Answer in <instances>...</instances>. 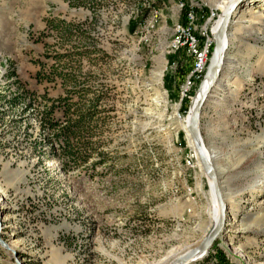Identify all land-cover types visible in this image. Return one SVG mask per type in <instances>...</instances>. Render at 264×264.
Instances as JSON below:
<instances>
[{
    "label": "rangeland",
    "instance_id": "374dc122",
    "mask_svg": "<svg viewBox=\"0 0 264 264\" xmlns=\"http://www.w3.org/2000/svg\"><path fill=\"white\" fill-rule=\"evenodd\" d=\"M223 1L199 0L212 32ZM173 3L0 0V264L169 263L210 230L213 187L186 163L197 91L164 93L185 72ZM245 6L200 122L226 222L193 264H264V5Z\"/></svg>",
    "mask_w": 264,
    "mask_h": 264
},
{
    "label": "built area",
    "instance_id": "2783aa9c",
    "mask_svg": "<svg viewBox=\"0 0 264 264\" xmlns=\"http://www.w3.org/2000/svg\"><path fill=\"white\" fill-rule=\"evenodd\" d=\"M166 1L168 0H139V5L141 7L151 6L154 3L165 4ZM172 2H174L172 4V9H174V13L177 14L178 20L173 27L170 28V34L174 37L169 42L168 47L178 54L175 55L176 59L171 61V65H174V69H177V67L185 68V72L181 75L180 84L177 85V83L173 81L174 84L171 85L170 89L168 88L170 91L164 89V93L168 98L167 100L182 102L186 99L191 100L192 96L198 90L199 84L203 80V75L213 45L211 25L213 22L212 17L216 15V12L212 8H209L210 14L204 18V14L201 13L202 9L199 0H172ZM202 18L203 24H199L198 21ZM164 25L167 27L166 21ZM182 57L185 58L184 64L182 63L183 61H180ZM186 57L190 59L188 60L187 58L186 60ZM176 62H178L177 67ZM190 154L188 159H186V163L189 164L190 167H196L198 172H201L197 162V156L192 148Z\"/></svg>",
    "mask_w": 264,
    "mask_h": 264
},
{
    "label": "water",
    "instance_id": "95a60500",
    "mask_svg": "<svg viewBox=\"0 0 264 264\" xmlns=\"http://www.w3.org/2000/svg\"><path fill=\"white\" fill-rule=\"evenodd\" d=\"M255 4L264 5V3L260 0H250L248 2L235 0L224 12L217 29L212 33L213 45L203 75V80L206 81V84L201 87L203 80L199 84L198 90H200V92L190 111L188 122L186 124V129L189 132L192 142V149L200 162L206 179L210 181L213 187V192L218 206L217 221L214 226L200 239L197 245L177 256L168 264H189V260L192 258L206 255L216 238L224 229L227 214V201L223 193L221 176L217 166L205 153L200 138L201 113L204 104L208 99L209 92L218 81L223 68V61H225L223 58V52L226 49L224 41L226 40V37L230 35L229 28L231 27L233 17L241 6L243 7V5H246L245 7H248L249 5L253 6Z\"/></svg>",
    "mask_w": 264,
    "mask_h": 264
},
{
    "label": "bare ground",
    "instance_id": "6f19581e",
    "mask_svg": "<svg viewBox=\"0 0 264 264\" xmlns=\"http://www.w3.org/2000/svg\"><path fill=\"white\" fill-rule=\"evenodd\" d=\"M221 1V0H220ZM223 1V0H222ZM235 0H226V1H223L224 3H223V12H222V14L218 17V19L217 20H215L214 21V24H213V32L217 29V27H218V25H219V23H220V20H221V18H222V16H223V14H224V12L228 9V7L234 2ZM243 1H247V0H243ZM220 5V4H219ZM221 6V5H220ZM222 7H221V9H222ZM212 32V33H213ZM227 38V37H226ZM224 43H225V45H227L228 43H227V41L225 40L224 41ZM226 49H227V47H226ZM226 49L224 50V52H223V58H224V60H226V56H225V51H226ZM224 62L225 61H223V64H224ZM217 83V82H216ZM215 83V84H216ZM206 84V81H204L203 80V82H202V84H201V87L203 86V85H205ZM215 84H214V86L212 87V89L210 90V92H209V94L211 93V91L213 90V88L215 87ZM199 92H200V90H197V94H196V97H195V99H194V101H193V103H192V105H191V107H190V110L189 111H191V109H192V107H193V105H194V103L196 102V100H197V97H198V95H199ZM193 97V96H192ZM192 99V98H191ZM176 106H177V108H178V105L177 104H175ZM176 114H177V117H181L179 114H178V112H177V109H176ZM188 113V112H187ZM174 115V114H173ZM189 115H190V112H189ZM188 117V116H187ZM189 118V117H188ZM187 122H188V120L186 121V123H185V125L183 126L185 129H186V124H187ZM184 131V130H183ZM185 132V131H184ZM186 132H187V135L190 137V135H189V132L187 131V129H186ZM200 138H201V136H200ZM189 140V144L190 145H192V142H191V138L190 139H188ZM201 141H202V144H203V147H204V150H205V153L207 154V156L209 157V159L212 161V159H211V155H210V153H209V150L204 146V143H203V140H202V138H201ZM191 147V146H190ZM192 148V147H191ZM198 160V159H197ZM213 162V161H212ZM198 163H199V165H200V162H199V160H198ZM200 167H201V165H200ZM201 169H202V167H201ZM202 171H203V169H202ZM204 173V172H203ZM207 180V179H206ZM207 182H208V185H209V183H210V181L209 180H207ZM211 186V185H210ZM214 193V192H213ZM215 196V195H214ZM215 201H216V198H215ZM211 217H212V219H213V223H212V226H211V228L214 226V222H216L217 221V217H218V206H217V201H216V207H214L213 208V210H211ZM210 228V229H211ZM199 241L200 240H198L196 243H194V244H190L189 246H187L183 251H182V253H184L185 251H187L188 249H190L191 247H194L195 245H197L198 243H199ZM181 253V254H182ZM180 254V255H181ZM205 256V255H204ZM177 257V256H176ZM175 257V258H176ZM203 256H196V257H194V258H192L191 260H189V264H193V263H195V262H197L198 260H200L201 258H202ZM171 258H173V256L171 257ZM174 259V258H173ZM172 259V260H173ZM172 260H170V262L172 261ZM161 261H163L162 263H160V264H168L167 263V261H165V260H161ZM160 262V261H159ZM169 262V261H168Z\"/></svg>",
    "mask_w": 264,
    "mask_h": 264
},
{
    "label": "trees",
    "instance_id": "16d2710c",
    "mask_svg": "<svg viewBox=\"0 0 264 264\" xmlns=\"http://www.w3.org/2000/svg\"><path fill=\"white\" fill-rule=\"evenodd\" d=\"M66 29H67V31H69V30H70V29H69V26H67ZM65 32H66V31H65ZM98 100H99V98H95V99L93 100V102H92L91 104L88 105V107L94 109V108L96 107V104L98 103ZM58 101H59V100H58ZM58 101H57V102H58ZM59 102H60V101H59ZM53 104H56V103H53ZM53 104H52V106H51V108H50V113H49V114H50V117H49V118H50V119H49V122H50V123H51L52 121H53V122H56L55 119H54V117H52V116H53V113H54V109L56 108V106H54ZM90 117H91L90 114H88V115L83 114V113L80 114V116L78 117V119L75 121V125H74V126H79V127H81V129L83 130L84 127H85L86 120H88ZM70 125H71V124H68V123H65L64 125H62V126H61L62 131H63L64 133H67L68 128L70 127ZM64 142H65V143L61 142L60 147H61V149L65 150L64 152H66V143H68V142H67V140H65ZM62 158H63L62 160L65 159L64 156H63ZM67 158H68V155H67ZM64 161H65V160H64ZM216 255H217L218 259H223V258H224L223 253H222L221 250H217Z\"/></svg>",
    "mask_w": 264,
    "mask_h": 264
}]
</instances>
